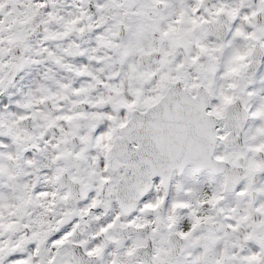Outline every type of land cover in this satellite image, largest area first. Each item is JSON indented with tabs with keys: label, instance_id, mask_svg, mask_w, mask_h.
Wrapping results in <instances>:
<instances>
[{
	"label": "snow or ice",
	"instance_id": "snow-or-ice-1",
	"mask_svg": "<svg viewBox=\"0 0 264 264\" xmlns=\"http://www.w3.org/2000/svg\"><path fill=\"white\" fill-rule=\"evenodd\" d=\"M0 264H264V0H0Z\"/></svg>",
	"mask_w": 264,
	"mask_h": 264
}]
</instances>
